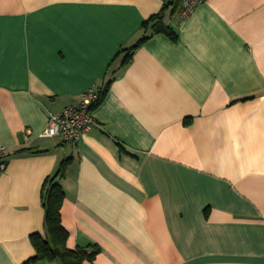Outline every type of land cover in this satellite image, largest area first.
<instances>
[{
  "label": "crops",
  "instance_id": "1",
  "mask_svg": "<svg viewBox=\"0 0 264 264\" xmlns=\"http://www.w3.org/2000/svg\"><path fill=\"white\" fill-rule=\"evenodd\" d=\"M169 1L0 0V264L35 255L66 158L61 221L68 248L98 249L86 264H264V0ZM89 86L79 142L40 137Z\"/></svg>",
  "mask_w": 264,
  "mask_h": 264
},
{
  "label": "trees",
  "instance_id": "2",
  "mask_svg": "<svg viewBox=\"0 0 264 264\" xmlns=\"http://www.w3.org/2000/svg\"><path fill=\"white\" fill-rule=\"evenodd\" d=\"M178 2L179 0H170L167 5L171 4L176 7ZM161 18L160 15H154L145 22L144 26H148V23L152 21V26H156L155 31H164L171 37L175 38L176 35L171 28L162 25L160 22ZM148 37L149 35L144 36L139 39L135 45L124 49L126 54L122 62L123 64L128 61L132 50ZM69 160V158L62 160L57 171L52 176L48 177L44 183L45 227L47 235L46 237H43L39 233H32L31 238L36 253L23 264H28L42 258H57L62 264H86V261L93 260L98 251L97 248L88 249L89 247H77L71 249L66 245L68 232L62 225L61 221V206L64 199V191L59 179L64 175Z\"/></svg>",
  "mask_w": 264,
  "mask_h": 264
},
{
  "label": "built area",
  "instance_id": "3",
  "mask_svg": "<svg viewBox=\"0 0 264 264\" xmlns=\"http://www.w3.org/2000/svg\"><path fill=\"white\" fill-rule=\"evenodd\" d=\"M204 1L206 0H181L182 16L186 17L197 4ZM101 94L100 89L89 86L78 102L51 113L47 126L39 133V136L60 137L63 141L76 145L81 136L94 125L92 106L100 99ZM9 153L10 149L0 144V175L6 169V158Z\"/></svg>",
  "mask_w": 264,
  "mask_h": 264
}]
</instances>
